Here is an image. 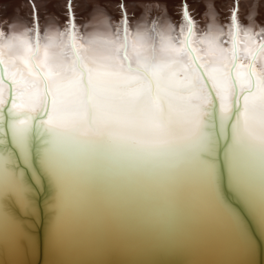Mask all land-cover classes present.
<instances>
[{"label":"snow or ice","instance_id":"1","mask_svg":"<svg viewBox=\"0 0 264 264\" xmlns=\"http://www.w3.org/2000/svg\"><path fill=\"white\" fill-rule=\"evenodd\" d=\"M69 22L40 62L26 42L0 49V242L35 252L21 216L34 217L46 191L53 257L113 242L254 254L264 43L239 55L233 35L231 49L205 52L190 19L167 37L110 25L77 38Z\"/></svg>","mask_w":264,"mask_h":264},{"label":"bare ground","instance_id":"2","mask_svg":"<svg viewBox=\"0 0 264 264\" xmlns=\"http://www.w3.org/2000/svg\"><path fill=\"white\" fill-rule=\"evenodd\" d=\"M31 1L29 7L37 5L39 13L33 12L30 18H25L24 13L33 8L29 10L24 5ZM59 2L65 10L68 0H0V32L7 33L0 35V49L7 53L9 42L17 46L26 42L31 48L28 55L40 62L45 49L59 50L56 46L67 37L63 29H72L70 20L77 25L74 30L77 38L82 31L91 30L93 26L99 29L98 34H103L110 25L121 30L127 27L131 36L135 35L133 30L139 28L142 34L163 32L166 37L182 25L186 34L189 27L186 13L192 15L195 37L204 41L197 46L205 52L213 46L231 49L233 35L238 41L239 55H243L246 48H257L264 43V0H72V8L80 14L78 18L69 14L68 21L56 10ZM236 5L240 14L228 13ZM245 5H248L247 13L243 16L241 11ZM220 7L226 10L224 14L219 11ZM125 10L126 15H122ZM46 18L48 20L45 21ZM237 24L240 26L238 32ZM20 50L19 47L14 49ZM48 199V193L42 192L37 198V214L34 217L21 216L37 243L35 252L31 248L17 251L0 242V264H54L56 260L79 264H217L229 259L243 260L246 264H264V239H258L260 243L257 241L254 254L243 257L225 255L212 249L198 252L184 247H152L127 242L105 244L83 254L53 257L48 247Z\"/></svg>","mask_w":264,"mask_h":264},{"label":"rangeland","instance_id":"3","mask_svg":"<svg viewBox=\"0 0 264 264\" xmlns=\"http://www.w3.org/2000/svg\"><path fill=\"white\" fill-rule=\"evenodd\" d=\"M247 0H243V2H246ZM32 3V1L31 2H26L25 3V5L24 6H27V8L29 9V8H33V7H29V5ZM68 3V2H67ZM228 6V5H227ZM248 6V5H247ZM247 6L245 5V7L243 8V10L241 11L242 12V14H243V16H245L246 15V10L245 9H247ZM30 10V9H29ZM38 10H39V8L37 7V5L35 6V13H37L38 12ZM56 10L58 11V13H59V15H63L64 14V20H66V21H68L67 19H68V16H69V11H68V8H65V10L62 8V6H61V2H59L58 3V5H56ZM117 10V9H116ZM219 11L221 12V13H225L226 12V10H223V9H221V7L219 8ZM44 12V14L46 13V11L44 10L43 11ZM209 12V11H208ZM208 12L206 13V14H208ZM230 12V14H234V15H238V13L240 14V10L238 9V7H237V5L235 6V9L233 8L232 9V11L231 10H228V13ZM33 13V10H31V11H29L28 12V10H27V14H26V12L24 13V17L25 18H30L31 17V14ZM39 13V12H38ZM72 13H74V15H72V16H74V17H77L78 18V14H80L79 13V11L75 8V9H73L72 8ZM181 16V15H180ZM186 16H187V19H190V20H192L193 21V19H192V15H190L189 13H186ZM206 16V15H205ZM81 17V16H80ZM207 17V16H206ZM241 17V16H240ZM222 19V18H221ZM223 19H225V18H223ZM46 20H48V18H46L45 19V21ZM81 20V19H80ZM205 21L207 20V19H204ZM185 19L183 20V24L185 23Z\"/></svg>","mask_w":264,"mask_h":264},{"label":"water","instance_id":"4","mask_svg":"<svg viewBox=\"0 0 264 264\" xmlns=\"http://www.w3.org/2000/svg\"><path fill=\"white\" fill-rule=\"evenodd\" d=\"M259 242V240H257ZM260 243V242H259Z\"/></svg>","mask_w":264,"mask_h":264}]
</instances>
